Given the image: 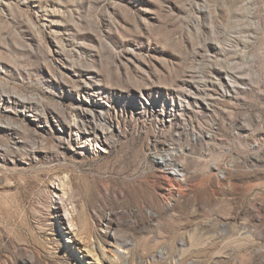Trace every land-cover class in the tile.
I'll list each match as a JSON object with an SVG mask.
<instances>
[{
    "label": "rangeland",
    "instance_id": "obj_1",
    "mask_svg": "<svg viewBox=\"0 0 264 264\" xmlns=\"http://www.w3.org/2000/svg\"><path fill=\"white\" fill-rule=\"evenodd\" d=\"M0 264H264V0H0Z\"/></svg>",
    "mask_w": 264,
    "mask_h": 264
},
{
    "label": "bare ground",
    "instance_id": "obj_2",
    "mask_svg": "<svg viewBox=\"0 0 264 264\" xmlns=\"http://www.w3.org/2000/svg\"><path fill=\"white\" fill-rule=\"evenodd\" d=\"M87 87L88 86H84V88H86L87 89ZM92 92L94 93V94H97V92H96V90H94V89H92ZM81 112H78V114H80L79 116L81 117V119H83L81 122H77V120H74V123H73V125H71V127H73L75 130H76V132H82V130H86V127L87 126H84L83 125V121H88V120H90V118H101L102 117V115L100 114V113H95V111L93 110V109H91V108H87V107H85V108H82L81 110H80ZM91 126V125H90ZM89 126V127H90ZM93 129H95V127H93ZM94 134V133H93ZM101 134H104L103 133V131H102V133ZM101 134H99V135H96V134H94V138H95V140L94 141H98V139H102V137H101ZM97 139V140H96ZM165 162L166 161H162L161 162V165H160V168L161 169H165V166H167L166 164H165ZM174 166V168L173 169H175L174 171L175 172H172V173H170L175 179L177 178V176H179L178 175V171H177V169H179V171H181V169H180V166H178V167H175V164L173 165ZM168 170V169H167ZM178 179V178H177ZM183 179V178H182ZM197 239L196 240H194V243H197ZM108 262L110 263V260H108Z\"/></svg>",
    "mask_w": 264,
    "mask_h": 264
}]
</instances>
